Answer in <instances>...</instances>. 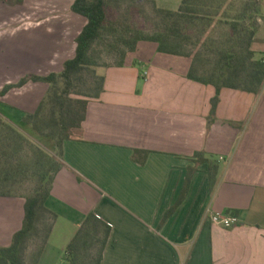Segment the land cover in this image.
I'll return each mask as SVG.
<instances>
[{"label": "crops", "instance_id": "0c3cea01", "mask_svg": "<svg viewBox=\"0 0 264 264\" xmlns=\"http://www.w3.org/2000/svg\"><path fill=\"white\" fill-rule=\"evenodd\" d=\"M232 1L189 0L187 35L207 39L221 25L228 43L237 38L238 49L264 53V0H237L243 11L233 15ZM150 2L174 12L183 4ZM72 4L0 0V91L29 74L62 72L87 23ZM144 41L106 68L104 91L91 98L81 135L64 142L49 199L56 216L38 264L51 259L53 237L66 229L61 263L91 212L112 226L101 264H264V88H223L210 122L216 87L191 79L193 59L161 52L158 42L148 41L157 43L148 57L130 58ZM49 88L31 81L11 89L0 97V114L23 123ZM136 149L144 151L143 163ZM197 152L218 162L215 183L209 164H200L182 196ZM24 205V197L0 196V247L21 228ZM214 212L235 215L240 224L213 223Z\"/></svg>", "mask_w": 264, "mask_h": 264}, {"label": "trees", "instance_id": "16d2710c", "mask_svg": "<svg viewBox=\"0 0 264 264\" xmlns=\"http://www.w3.org/2000/svg\"><path fill=\"white\" fill-rule=\"evenodd\" d=\"M114 1L121 0H73L72 10L87 19L86 25L76 38L75 56L64 63V68L60 73L29 74L15 84L6 85L0 91V97H2L11 89L22 87L31 81L46 82L50 85L48 94L38 109L34 113H25L23 122L31 125L41 135L53 138L58 151L53 155L40 150L42 154L34 159L36 186L32 194L24 197V220L21 228L15 232L10 245L0 247V264H38L39 262L42 247L49 238L53 222L47 226L41 249L32 263H27L26 260L29 241L40 234V223L45 211L51 212L54 217L56 216V213L49 206V199L56 174L63 167L64 142L81 135L91 98H98L104 91L105 77L94 74V80H91L88 77L91 74H87V72L93 66H100L94 54V47L107 30V25L110 23L109 9ZM188 4L189 0H183L178 12L158 8L156 11L172 17L177 25L180 22L179 19L189 17ZM165 27V32L157 33V35L139 31L136 35L137 38L128 43L131 44L130 47L123 49L121 59L113 64H122L126 54L135 51L138 43L142 40L158 42L161 52L192 58L193 63L188 76L201 83L216 87V95L212 99L210 122L215 119L223 88L228 87L254 93H259L264 88V59H258L256 52L238 49L237 44L242 40L234 38V44L216 52L217 56L210 59L207 65L209 69L205 71L210 77L205 79L202 74H199V70L203 67L199 66L201 54L182 50L180 44L175 43L176 40L173 39L180 35L179 32L174 30L171 23L165 24ZM47 104L50 106V111L48 114H44ZM5 128L7 131L4 135ZM22 141L23 138L18 133L16 126L5 120L0 114V163L2 159H8L10 148H13L15 143L22 144ZM142 152L144 155V151L136 149L134 153V158L140 163H143L146 158L140 155ZM194 157L196 166L188 168L182 196L187 192L193 175L200 164H209L212 185L216 180L219 169L218 162L205 157L203 152H197ZM12 169H14V165L10 163L3 174L0 170V188L6 187L8 182L14 180L15 176L12 174ZM0 196H11V194L0 189ZM172 211L173 209L170 213ZM111 230L112 226L95 213L87 214L81 227L68 244L61 264H101ZM97 246L99 250L95 257L92 251ZM86 258L87 261L85 262Z\"/></svg>", "mask_w": 264, "mask_h": 264}, {"label": "rangeland", "instance_id": "374dc122", "mask_svg": "<svg viewBox=\"0 0 264 264\" xmlns=\"http://www.w3.org/2000/svg\"><path fill=\"white\" fill-rule=\"evenodd\" d=\"M241 7L242 4L237 3V0H233L231 4L228 5L227 9L230 10V13L233 15L234 12L239 13L240 11H243V8ZM252 7L253 4L248 7V10H251ZM179 21L180 22L176 25L172 17L166 16L164 13L156 11V5L151 3L150 0H121L118 2H112V5L109 9L110 23L107 25V30L105 31L104 35L94 47V54L100 63V66H93L91 70L87 72V74L91 75L87 76L91 80H94V74L101 76L108 65L118 62L122 57L123 49L130 47L131 44L128 43H131L132 40L137 38L136 35L139 33V31L146 32L147 34L151 33L152 35H157V33L165 32V24L171 23L174 30L178 31V34H180L173 39L176 40L175 43L177 42L180 44L182 50L190 52V48L192 47L191 45L194 46V43H197V45L200 43L202 44L199 48L200 50L197 52L201 54L199 66L205 67H201L199 74H202L203 78L209 79L210 76L205 71L209 69V66L207 65L209 64L210 59H213L215 56H217V51L229 47L232 44L226 41L227 37L222 36L224 30L222 29L221 25H219L217 28L215 35L209 36L207 39L204 36H193L190 38V36L187 35V28L189 27L190 22L189 18H181ZM156 45L157 43L144 41L140 45L139 52L131 54L130 58L138 57V55L142 56L143 54L144 57H148L151 54V49ZM257 58L264 59V53H260ZM49 111L50 106L47 104L43 113L48 114ZM251 118L252 112L244 121L243 127H248L251 122ZM4 119L11 122L5 117ZM14 125L16 126L18 133L22 136L23 141L22 144L15 143L14 147L10 148L8 159L5 160L4 158L0 163V170H2L3 174L8 168L9 164L12 163V165H14L12 174L15 176V178L12 182H8L6 187H2L0 189L2 191L9 192L12 197H25L32 194L36 186V176L34 175L35 168H33V161L36 159V157L42 154L40 150H42L44 153L53 155L58 151L56 150L55 141L53 138L41 135L31 125L24 122ZM6 131L7 129L5 128L4 135L6 134ZM15 165L19 166L16 167ZM54 218V214L51 212L45 211L43 213L40 223L41 232L38 237L35 236L29 241V248L27 250L26 257L27 263H32L34 261L36 254L41 249L44 237L46 235L47 226L53 222ZM62 225L63 223H60L58 227L60 228ZM65 233L67 234L66 229H58L52 241V257L51 259H47L44 264L60 263L61 257L58 258L59 260H57V257L60 254V249L63 246L65 248ZM98 250L99 248L97 246L96 249L92 251L95 257L98 254ZM54 256L56 257L55 259H53ZM86 261L87 258L85 262Z\"/></svg>", "mask_w": 264, "mask_h": 264}, {"label": "built area", "instance_id": "2783aa9c", "mask_svg": "<svg viewBox=\"0 0 264 264\" xmlns=\"http://www.w3.org/2000/svg\"><path fill=\"white\" fill-rule=\"evenodd\" d=\"M213 223L220 224L225 228L235 227L240 224V219L235 215H228L221 212H214L211 215Z\"/></svg>", "mask_w": 264, "mask_h": 264}]
</instances>
